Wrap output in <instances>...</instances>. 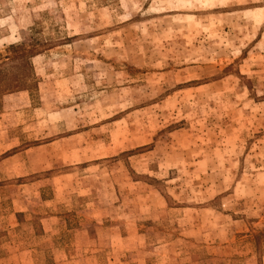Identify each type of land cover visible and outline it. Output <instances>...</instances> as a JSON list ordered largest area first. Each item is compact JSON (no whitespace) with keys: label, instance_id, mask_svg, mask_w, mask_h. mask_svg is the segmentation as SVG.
<instances>
[{"label":"rangeland","instance_id":"1","mask_svg":"<svg viewBox=\"0 0 264 264\" xmlns=\"http://www.w3.org/2000/svg\"><path fill=\"white\" fill-rule=\"evenodd\" d=\"M56 260L264 264V0H0V264Z\"/></svg>","mask_w":264,"mask_h":264},{"label":"crops","instance_id":"2","mask_svg":"<svg viewBox=\"0 0 264 264\" xmlns=\"http://www.w3.org/2000/svg\"><path fill=\"white\" fill-rule=\"evenodd\" d=\"M61 220H60V218L59 217H56V216H49V217H47L46 219H44L43 220V222L44 223H56V224H58L59 222H60ZM63 223H65L64 221H63ZM52 225H54V224H52ZM65 226V225H64ZM42 230H43V234L42 235H40V237L41 238H43V237H45V236H47V234H49V232H52V231H55L56 230V228H55V225L52 227V226H50V228H45V227H43L42 228ZM30 250H33L32 248L30 249ZM31 252H34V251H31ZM30 253V252H29ZM29 261L31 262V263H34V261L35 260H33V259H29ZM58 263V260H56V263H50V264H57Z\"/></svg>","mask_w":264,"mask_h":264}]
</instances>
